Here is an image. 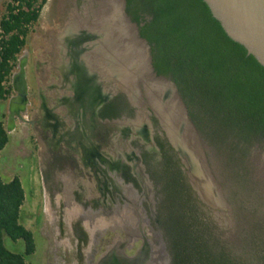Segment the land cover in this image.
Wrapping results in <instances>:
<instances>
[{
  "label": "trees",
  "instance_id": "1",
  "mask_svg": "<svg viewBox=\"0 0 264 264\" xmlns=\"http://www.w3.org/2000/svg\"><path fill=\"white\" fill-rule=\"evenodd\" d=\"M48 1L6 0L0 15V103L14 95L13 75ZM126 12L149 42L157 73L176 84L221 176L234 186L232 197L242 214V236L230 245L177 150L158 138L162 161L157 166L146 162L159 185L171 264H264V190L252 178L251 162L254 150H264V66L228 36L204 0H126ZM127 105L120 93L101 115L116 116ZM9 141L0 117V154ZM24 202L20 178L6 180L0 174V264H31L37 245L21 221Z\"/></svg>",
  "mask_w": 264,
  "mask_h": 264
},
{
  "label": "flooded vegetation",
  "instance_id": "2",
  "mask_svg": "<svg viewBox=\"0 0 264 264\" xmlns=\"http://www.w3.org/2000/svg\"><path fill=\"white\" fill-rule=\"evenodd\" d=\"M81 35L77 41L84 44L85 38L91 34L83 32ZM54 51L56 50L52 49L53 53ZM92 61V66H95L96 58L93 57ZM34 69L36 86L33 88L27 83V98L23 104L11 101L13 96L18 95L14 91V95L8 101L7 120H9L10 108H12L14 116L20 118L23 124L28 125L32 131L39 126L44 129L43 131L49 132L51 142L52 138L55 140V148L61 146L69 149L76 158L81 159L82 166L85 168V172L75 170L77 179L70 176L69 181L65 172L69 173L70 169H67L65 164L59 166L53 174L52 180L60 182L63 198L60 212L61 222L56 226L58 230L67 231L71 236L59 240L54 239L52 244L54 264H171L172 257L168 241L160 222L159 185L153 179L146 162L150 161L151 164L157 166L162 161L163 154L158 138L167 139L173 146L158 116L149 106L144 112L121 91L113 92L102 100L99 93L94 91V86H90L87 90L92 98L90 107H88L87 103L90 98L87 94V101L85 99L86 94L83 93L86 92L84 91L85 85L84 83L78 84L76 79L81 77L80 80L82 79L83 82L85 73L81 72L82 75H79L81 69L73 68V66L64 75L61 74L62 77L58 84L50 85L49 89L53 92L52 109H48L44 87L38 80L36 67ZM73 76H76L74 80L76 87H73L74 81L71 80ZM20 81L18 80L19 87L21 86ZM93 83L95 85L94 79ZM31 93H33L34 100H31ZM120 93L126 96L128 103L126 109L116 116L103 117L101 112L105 105L115 100ZM36 101L39 103L40 111L34 107ZM59 108H64V111L59 112ZM19 114L23 116V119L19 117ZM104 123H113L111 130H128L133 135L141 133L144 138H148L149 135V140L152 141L150 146L154 148V152L142 139L137 137L132 144H128L127 134L123 140L125 145L123 150L126 152L123 154L124 159L121 158V143L113 145L114 153L105 150L103 144L94 142L92 136L94 130H100ZM183 165L187 172L184 163ZM79 172L81 175L77 176L76 173L79 174ZM88 174H91L90 182L93 181L97 187L94 195L89 191ZM151 186H154L158 199L156 229L152 226L147 213V210H151L150 193H148ZM106 197L107 205L105 206ZM90 198L98 205L97 210L94 211L95 214H100L99 209L105 206L108 216H117L116 220L109 217L106 223L108 229L111 230L109 237H104V233L97 234L98 247L91 238L94 228L89 223L87 212L91 208L88 204ZM113 199L116 204L113 203ZM101 226L103 227L104 223ZM157 231H160L164 237L158 238Z\"/></svg>",
  "mask_w": 264,
  "mask_h": 264
},
{
  "label": "rangeland",
  "instance_id": "3",
  "mask_svg": "<svg viewBox=\"0 0 264 264\" xmlns=\"http://www.w3.org/2000/svg\"><path fill=\"white\" fill-rule=\"evenodd\" d=\"M104 1L105 0H49L44 7L36 31L30 37L29 43L19 59V65L15 73L19 72L21 62L24 63L27 83L30 87L34 88L36 86L34 68L36 67L38 80L42 87H44V92L47 96L46 104L48 109H52L53 92L49 89L50 85L55 83L58 84L62 77L61 74L64 75L65 72L72 69V66L81 69L79 70V75L81 72L87 75L86 77L83 75V82L81 81L82 79L80 80L81 77L76 78V76H73L71 80L74 81L76 78L78 84L84 83V91L86 92L83 93L86 94L85 99L87 101V94L90 98L87 103L88 107H90V102L92 101L90 97L91 94L88 93L89 91L87 92L90 86H94V91L99 93L100 99L102 100L106 99L114 92L115 84L112 79L113 74L108 70L111 57L108 52L101 49L100 44L103 43L100 42L101 38L97 39L94 35L95 29H97L99 20L103 14H99V12H105L108 6H110ZM5 3L6 0H0V15L5 11ZM65 31L71 36L69 35L68 37L66 35L67 33L64 34ZM83 32L91 35L85 38L84 44H80L77 38H80ZM64 35L67 36H65L67 39L66 42H63L62 39ZM52 49L56 51L53 53ZM93 57L94 59L96 58L97 62V59L100 60V67L96 64V61V65L92 66L93 62H91V59H93ZM90 62L91 64H89ZM98 69L100 70L98 71ZM73 87H76L75 81L73 82ZM31 95V100H34L33 93H31ZM138 106H140L144 112L145 108L149 106L155 114L159 116L148 102L146 96L141 98ZM34 107L40 111L38 101L35 102ZM58 111L63 112L64 108H59ZM8 114L9 103H0V117L5 119L7 127L8 125L10 126V141L0 154V174L6 180H10L15 176L19 177L25 190V202L22 207L21 221L33 232L37 245L35 253L30 256L28 261L31 264H52V262L54 264L55 257L53 255L54 253H52L54 239L59 240L70 238L71 236L67 231L62 232L58 230L56 226L61 222L60 212L63 198L61 196L62 189L60 182H55L54 179L52 180L53 174L59 166L65 164L67 169H70L69 173L68 171L65 172L67 173V180H71V177L77 179L75 170L85 172V168L82 166L83 163L81 159L76 158L69 149L61 146H57L56 149L54 145L55 140L52 138L51 142L49 132L43 131L44 129L39 126H36L35 131H32L29 126L23 124V121L17 118V116L9 123V120H7ZM122 125H124V123H122ZM112 126L113 123H104V126L100 127V130H94L95 135H92L94 142L102 143L105 150L114 153L113 145L115 143H121V158L124 159L123 154H126V152L123 150L125 146L123 140L124 136L127 134L128 144H132L135 139L140 138L154 152V148L150 146L152 141L149 140V135L148 138H144L141 133L133 135L132 132H128V130H111ZM162 127L164 128L163 124ZM170 131L173 133L174 137H176L177 134L173 132L174 130ZM165 132L167 131L165 130ZM33 133L35 135H33ZM190 140L200 148L204 166L214 182H216L215 185H217L216 187L218 188L217 198L208 197V199L213 202V204L209 203L208 205L212 210L214 220L218 226V231L224 240L230 245L235 246L242 236L241 230L243 221L239 202L232 197L234 186L221 176L219 162L213 155L208 144L202 140L196 132L193 133V137ZM114 157L116 158V154H114ZM186 168L189 173V168L187 166ZM76 175H81V172H79V174L76 173ZM87 178L90 182L92 180L91 174H88ZM149 189L148 193H150L149 200L151 210H147V213L152 226L156 229L157 226L155 225V221L158 199L154 186ZM89 191L90 194L93 195L97 191V187L93 181L89 184ZM91 199L92 198L89 200L91 201ZM90 201L88 204L91 208H89L87 212L89 223L93 226L92 228H94L91 238L97 245L96 241L98 240L99 234L104 233V237H109L111 232L106 225L110 217L105 207L107 205V197L105 198V206L99 209L100 214H95L94 212L97 210L96 207L98 206L96 202L93 200L91 203ZM115 202L116 201L113 199V203ZM76 206L79 208V204ZM110 218L116 220L117 216L111 215ZM102 223H104L103 227L101 226ZM97 224H99L98 227ZM157 237L163 238L164 236L162 237L161 232L157 231ZM7 243L14 249V243L11 240L7 239ZM20 243L22 246L18 245V248L23 249L24 244L23 242ZM96 247H98V245Z\"/></svg>",
  "mask_w": 264,
  "mask_h": 264
},
{
  "label": "water",
  "instance_id": "4",
  "mask_svg": "<svg viewBox=\"0 0 264 264\" xmlns=\"http://www.w3.org/2000/svg\"><path fill=\"white\" fill-rule=\"evenodd\" d=\"M204 1L228 36L242 44L248 53L264 66V0ZM104 2L110 6L101 15L94 35L97 39L101 38L100 42H103L100 44L101 49L108 52L111 57L108 70L113 74L114 92H123L136 105H139L143 96H146L158 113L169 140L189 168L190 182L207 205L213 204L208 197L217 198L218 188L204 166L200 148L190 140L195 132L201 139L202 137L188 115L176 84L155 70L151 46L140 35L138 24L127 14L126 0ZM24 65L21 62L19 72L14 73L13 87L18 95L11 98L12 102L22 104L26 101L28 88ZM18 80H21L20 87ZM19 117L23 119L21 114ZM14 118L13 110L10 108L9 123ZM7 130L10 131L9 125ZM170 130H174L176 137ZM251 161L252 178L264 190V150H254Z\"/></svg>",
  "mask_w": 264,
  "mask_h": 264
},
{
  "label": "bare ground",
  "instance_id": "5",
  "mask_svg": "<svg viewBox=\"0 0 264 264\" xmlns=\"http://www.w3.org/2000/svg\"><path fill=\"white\" fill-rule=\"evenodd\" d=\"M104 9H105V8H104ZM98 12H99V11H98ZM98 12H97V13H98ZM97 13H96V14H97ZM102 13H103L102 11L99 12V14H102ZM70 27H71V26H70ZM89 29H90V28H89ZM66 33H67V34H66ZM64 34H66L68 37H69V35H70V34L68 35V32H67V31H65ZM66 35H64V37L62 36L63 42H64V41H65V42L67 41V39L65 38ZM67 36H66V37H67ZM70 36H71V35H70ZM76 52H77V51H76ZM91 61H92V59H91ZM92 62H93V61H92ZM99 64H100V60L98 59L97 65L99 66ZM99 67H100V66H99ZM73 68H74V67H73ZM99 70H100V69H98V71H99ZM81 75H82V74H81Z\"/></svg>",
  "mask_w": 264,
  "mask_h": 264
}]
</instances>
